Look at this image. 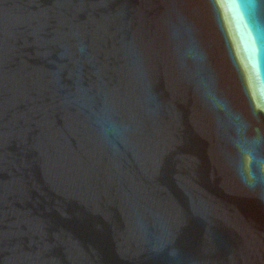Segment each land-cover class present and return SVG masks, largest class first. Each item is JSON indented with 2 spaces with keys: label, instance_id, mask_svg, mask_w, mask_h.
<instances>
[{
  "label": "water",
  "instance_id": "95a60500",
  "mask_svg": "<svg viewBox=\"0 0 264 264\" xmlns=\"http://www.w3.org/2000/svg\"><path fill=\"white\" fill-rule=\"evenodd\" d=\"M0 264H264V0H0Z\"/></svg>",
  "mask_w": 264,
  "mask_h": 264
}]
</instances>
